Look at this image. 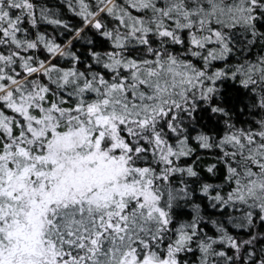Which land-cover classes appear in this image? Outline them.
<instances>
[{"label": "snow or ice", "instance_id": "obj_1", "mask_svg": "<svg viewBox=\"0 0 264 264\" xmlns=\"http://www.w3.org/2000/svg\"><path fill=\"white\" fill-rule=\"evenodd\" d=\"M0 264H264V0H0Z\"/></svg>", "mask_w": 264, "mask_h": 264}]
</instances>
